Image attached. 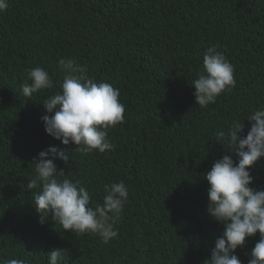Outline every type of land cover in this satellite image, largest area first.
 <instances>
[{
    "label": "trees",
    "instance_id": "trees-1",
    "mask_svg": "<svg viewBox=\"0 0 264 264\" xmlns=\"http://www.w3.org/2000/svg\"><path fill=\"white\" fill-rule=\"evenodd\" d=\"M218 45L234 67L235 87L207 107L192 82L204 50ZM86 64L90 77L120 90L123 123L109 130L114 148L69 152L56 161L102 203L104 185L123 180L129 195L107 244L93 233L41 225L31 164L50 146L41 103L59 90L58 60ZM40 66L56 89L23 96L26 70ZM264 108V0H8L0 13V264H47L66 250L65 264H203L222 225L207 213L202 176L225 153L214 133ZM71 150L74 146H67ZM233 159H237L233 156ZM264 188V158L251 170ZM259 233L237 255L247 264Z\"/></svg>",
    "mask_w": 264,
    "mask_h": 264
},
{
    "label": "clouds",
    "instance_id": "clouds-1",
    "mask_svg": "<svg viewBox=\"0 0 264 264\" xmlns=\"http://www.w3.org/2000/svg\"><path fill=\"white\" fill-rule=\"evenodd\" d=\"M8 8V0H0V13ZM63 73L59 90L44 100L41 121L45 133L64 148L50 146L38 153L31 164L35 176L26 187L39 188L32 193L38 222H58L64 231L93 233L105 244L118 236L115 225L127 202L129 189L121 180L104 185L102 203H92V195L80 181L69 179L56 161L69 162V152L98 151L114 148L109 130L123 123L125 105L120 90L107 82L90 77L86 64L75 58L58 60ZM21 85L23 96L56 89L49 72L40 66L26 70ZM234 67L218 45L208 46L203 53L202 69L192 82L196 105L214 104L221 94L235 87ZM251 123L246 136L243 121H233L227 130L214 133L215 142L226 154L212 164L202 178L207 189V213L212 221L222 225V233L214 240L210 259L203 264H243L237 249L259 233V240L248 253L247 264H264V188L251 187L255 181L251 170L264 158V108L253 111L246 119ZM74 147L69 150L67 146ZM235 156L237 159H233ZM66 250L54 248L46 255L47 264H65ZM5 264H26L24 259H9Z\"/></svg>",
    "mask_w": 264,
    "mask_h": 264
}]
</instances>
